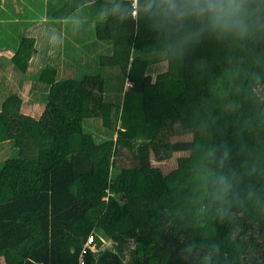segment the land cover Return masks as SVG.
<instances>
[{"label":"trees","instance_id":"obj_1","mask_svg":"<svg viewBox=\"0 0 264 264\" xmlns=\"http://www.w3.org/2000/svg\"><path fill=\"white\" fill-rule=\"evenodd\" d=\"M156 2L64 6V18L86 4L99 19L96 61L130 82L121 104L102 73L57 81L48 66L41 118L18 95L2 103L0 143L15 151L0 163V264H264V28L219 37L193 18L166 21ZM249 3L264 24V4ZM35 54L24 36L11 59L24 73ZM155 55L168 62L156 74ZM114 109L115 137L96 141L84 119L111 128ZM175 124L194 137L170 142ZM124 149L135 164L113 175ZM161 149L188 155L166 175L152 163Z\"/></svg>","mask_w":264,"mask_h":264},{"label":"rangeland","instance_id":"obj_2","mask_svg":"<svg viewBox=\"0 0 264 264\" xmlns=\"http://www.w3.org/2000/svg\"><path fill=\"white\" fill-rule=\"evenodd\" d=\"M68 1L70 0H0V38L2 37V40H0V45L2 44L0 47V110L2 103L10 95L21 97L23 101L22 113L37 119L41 118L46 108L45 99L50 86L46 81L39 79L40 75L36 71L39 67L43 70L44 66L32 61L33 63L31 62L32 65L29 66L28 70L22 73L12 62L11 57L15 53H7L4 47L10 46L14 42L13 37L15 34L19 35L22 32L25 36L30 37L39 28L44 30L36 46L40 51L43 49L46 51L45 60H53L52 62L58 71V75L50 73L51 78L57 81L70 78L80 79L84 75L102 73L105 77L106 99L114 104L122 103L123 92L130 82L126 80L123 87V79L119 69L102 65L99 63V59L96 61L97 43L99 41L95 35V25L99 19L91 15V10L86 4L69 13V15L67 14V17H62L64 11L67 12L64 6ZM94 1L92 0V2ZM58 11L62 14L60 18L51 17L52 13ZM21 26L24 29L21 30ZM51 28L56 33L55 35L52 33L54 35L53 40L50 39L51 41H49L48 39L47 41L51 33L44 32L48 29L51 30ZM18 38L17 41H21V37ZM108 46L110 47V44H107V42L103 45L102 55L109 54L110 49ZM106 47L108 48L106 49ZM151 59L150 71L154 74L165 70L168 66L167 60L160 55H155ZM49 67L55 69L52 64ZM118 114V109H114L111 114V128L106 127L101 118H86L83 122L84 130L98 142L112 139L115 137V130L119 126ZM169 130L168 139L170 142L191 140L194 137L193 130H184L177 124ZM14 151L15 148L12 142L0 143V163L11 157ZM162 151L163 149L160 150L159 154L152 153V163L154 166L161 168L166 175L178 168L179 157L188 155L187 152H173L171 155L166 156L165 152ZM134 164L135 161L131 152L125 149L121 150L115 158L113 175L120 168L130 167ZM102 237L105 239L103 248L115 249L111 238L104 236V234H102ZM128 253L129 251L124 256L125 261H128Z\"/></svg>","mask_w":264,"mask_h":264},{"label":"clouds","instance_id":"obj_3","mask_svg":"<svg viewBox=\"0 0 264 264\" xmlns=\"http://www.w3.org/2000/svg\"><path fill=\"white\" fill-rule=\"evenodd\" d=\"M154 6L166 21L193 18L219 37L243 40L264 28L259 6L253 8L249 0H157Z\"/></svg>","mask_w":264,"mask_h":264},{"label":"crops","instance_id":"obj_4","mask_svg":"<svg viewBox=\"0 0 264 264\" xmlns=\"http://www.w3.org/2000/svg\"><path fill=\"white\" fill-rule=\"evenodd\" d=\"M39 16L41 15L40 13L38 14ZM25 20V19H24ZM22 29H24V27L22 28V26H21V30ZM43 30L44 29H42V28H39V29H37V32L36 33H32L33 35H32V37H34L35 38V47H36V49H37V54H35V56H33L31 59H30V62H29V66H31L32 65V63L33 62H36V63H38V64H41V66L43 65L44 66V69L42 70V68H37L36 69V71L39 73V75H41L42 74V71H44L45 69H46V67L47 66H50V64H52V67L53 68H55V66H54V63L52 62L53 60H45V56H46V51H44V49L43 50H41L40 51V49H38L37 48V46H36V44H38V41H39V39H40V35H43L42 34V32H43ZM53 30V31H52ZM47 31H49V32H47ZM44 33H51L50 34V36H49V38H47V41H48V39H49V41H51V40H53L54 39V35H55V33H56V31L54 30V29H52L51 28V30H46ZM52 33H54V35L52 34ZM8 34V33H7ZM18 34H19V32H18ZM21 34V35H20ZM19 35H17V34H15V36L13 37L14 38V42L13 43H11L10 44V46H4L5 47V51L7 52V53H9V52H14L15 53V51H16V49L18 48V42L20 41H17L19 38L18 37H21L20 39H22V37H24L25 36V34L24 33H20ZM6 35V34H5ZM4 35V36H5ZM53 37H52V36ZM51 37V38H50ZM5 38V37H4ZM51 39V40H50ZM0 40H2V37L0 38ZM17 41V42H16ZM2 43V42H1ZM2 45V44H1ZM1 45H0V47H1ZM12 47V48H11ZM46 49V48H45ZM12 58V57H11ZM33 61V62H32ZM32 62V63H31ZM40 62V63H39ZM29 66H28V68H29ZM28 68H27V70H28ZM56 69V68H55ZM26 70V71H27ZM40 72H41V74H40ZM58 73V71H57V69H56V75H58L57 74ZM40 77V76H39Z\"/></svg>","mask_w":264,"mask_h":264},{"label":"built area","instance_id":"obj_5","mask_svg":"<svg viewBox=\"0 0 264 264\" xmlns=\"http://www.w3.org/2000/svg\"><path fill=\"white\" fill-rule=\"evenodd\" d=\"M91 241H92V237L89 238L88 243H90ZM81 264H82V262H81Z\"/></svg>","mask_w":264,"mask_h":264}]
</instances>
